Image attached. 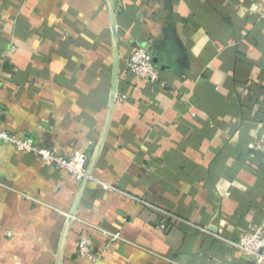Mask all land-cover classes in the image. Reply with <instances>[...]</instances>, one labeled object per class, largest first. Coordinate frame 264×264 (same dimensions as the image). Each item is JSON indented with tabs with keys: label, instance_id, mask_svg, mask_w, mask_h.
<instances>
[{
	"label": "crops",
	"instance_id": "0c3cea01",
	"mask_svg": "<svg viewBox=\"0 0 264 264\" xmlns=\"http://www.w3.org/2000/svg\"><path fill=\"white\" fill-rule=\"evenodd\" d=\"M112 3L116 100L61 264H93L77 255L81 236L94 264H264L231 244L264 235V0ZM135 44L158 82L125 72ZM112 58L105 0H0V128L90 158ZM80 185L0 142V264H54Z\"/></svg>",
	"mask_w": 264,
	"mask_h": 264
},
{
	"label": "built area",
	"instance_id": "2783aa9c",
	"mask_svg": "<svg viewBox=\"0 0 264 264\" xmlns=\"http://www.w3.org/2000/svg\"><path fill=\"white\" fill-rule=\"evenodd\" d=\"M123 62L127 74L145 80L148 83L159 81V71L152 62V56L147 46L135 44L125 56ZM122 97L125 98V96ZM0 142L12 143L18 151L32 152L38 155L44 164L51 168L66 170L78 184L86 177L89 158L87 153L81 149L67 155L55 146L39 148L34 146L29 139L16 137L1 128ZM91 227L94 232L106 235L112 241L120 239L118 233H112L97 226ZM157 228L162 231L166 227L165 224H160ZM231 244L239 253L256 262L264 263V235L260 228H253L242 233L239 240L231 242ZM77 255L89 259L93 264L97 261V256L91 249L90 236H81L79 238Z\"/></svg>",
	"mask_w": 264,
	"mask_h": 264
},
{
	"label": "water",
	"instance_id": "95a60500",
	"mask_svg": "<svg viewBox=\"0 0 264 264\" xmlns=\"http://www.w3.org/2000/svg\"><path fill=\"white\" fill-rule=\"evenodd\" d=\"M106 6L109 13L110 18V30H111V39H112V79H111V88H110V94H109V101H108V109H107V116L106 121L103 127V130L100 134L99 140L97 142V145L95 147V150L92 154V156L89 158L87 171H86V177L82 180L79 191L75 197V200L73 202L72 208L68 214V217L66 219V222L63 226V230L60 236V240L57 246L56 250V256H55V262L54 264H61L62 260V250H63V244L67 235V232L69 230L72 217L74 216V213L76 211V208L80 202V199L82 197L83 191L85 189V186L92 175V170L94 168V165L96 163V160L99 156L107 129L110 121V116L112 113V109L116 100V92H117V82H118V75H119V40H118V31L116 28V19H115V11L114 6L112 3V0H105Z\"/></svg>",
	"mask_w": 264,
	"mask_h": 264
}]
</instances>
